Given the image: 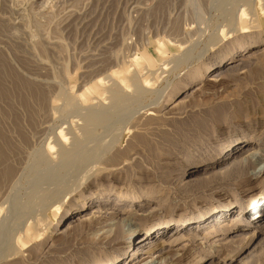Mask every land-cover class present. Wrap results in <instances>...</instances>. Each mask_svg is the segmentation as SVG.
<instances>
[{
    "label": "rangeland",
    "instance_id": "1",
    "mask_svg": "<svg viewBox=\"0 0 264 264\" xmlns=\"http://www.w3.org/2000/svg\"><path fill=\"white\" fill-rule=\"evenodd\" d=\"M0 57L9 90L0 91V170L15 171L0 179V264H51L74 233V264L86 263L87 248L118 256L128 243L112 241L109 228L136 231L134 240L164 218L264 196V149L254 163L216 162L231 142L255 150L264 137V0H0ZM32 88L44 89L42 101ZM120 155L127 162L112 168L107 159ZM118 194L148 197L144 213ZM90 197L96 206L85 209ZM211 225L153 254H176L166 264H264V234L242 254L253 255L231 263L245 231L205 238Z\"/></svg>",
    "mask_w": 264,
    "mask_h": 264
},
{
    "label": "bare ground",
    "instance_id": "2",
    "mask_svg": "<svg viewBox=\"0 0 264 264\" xmlns=\"http://www.w3.org/2000/svg\"><path fill=\"white\" fill-rule=\"evenodd\" d=\"M251 11V10H250ZM245 15V14H244ZM243 15V16H244ZM255 15V14H254ZM259 16L260 17H262V13H260L259 12ZM248 26V25H247ZM246 28V27H245ZM217 36V35H216ZM216 38V37H215ZM219 38V37H218ZM216 40V39H215ZM219 42V41H218ZM39 43V42H38ZM2 57V56H1ZM0 57V58H1ZM242 58V57H241ZM244 58V57H243ZM1 60V59H0ZM2 61H3V59H2ZM241 62V61H240ZM6 63H8V62H6ZM5 63V64H6ZM231 63V62H230ZM229 63V64H230ZM1 65L3 64L4 65V62L3 63H0ZM235 64V63H234ZM0 65V66H1ZM221 65V64H220ZM231 65V64H230ZM232 66H235V65H232ZM237 66V65H236ZM3 66H1V68H2ZM4 67H7V66H4ZM230 67L231 66H229V69H230ZM238 67H239V65H238ZM0 68V72L3 74V71L5 70L4 68H3V70ZM233 68V67H232ZM7 69V68H6ZM10 69V68H9ZM12 69V68H11ZM234 69V68H233ZM2 70V71H1ZM136 71V70H135ZM221 72V71H220ZM7 73V72H6ZM12 73V72H11ZM13 74V73H12ZM5 75V74H4ZM4 75H2V77H4ZM11 75V74H10ZM9 76V75H8ZM12 76V75H11ZM14 77H15V74H14ZM24 77V76H23ZM107 77V76H106ZM139 77H140V75H139ZM219 77V76H218ZM234 77V76H233ZM11 78V77H10ZM19 78V77H18ZM7 79V78H6ZM13 79V78H12ZM11 79V80H12ZM16 79H17V76H16ZM113 79V78H112ZM124 79V78H123ZM135 79H137V78H135ZM232 79V78H231ZM19 80H20V78H19ZM102 81H103V79H101ZM100 79L99 80H97V82H96V84H95V87L94 88H96V90L98 89L97 88V86H102L103 85V82L101 81ZM236 80V79H235ZM18 81V79L15 81V82H17ZM24 81V80H23ZM122 81V80H121ZM138 81V80H137ZM148 81H151V79L149 80L148 79ZM108 82V81H107ZM3 83L4 82H0V91L2 92V93H4L5 95H6V93H8L7 91H9V90H6V87H4V85L6 86V84H4L3 85ZM19 83V82H18ZM29 83H30V81H29ZM28 83V84H29ZM33 83V82H32ZM134 83V82H133ZM148 83V82H147ZM9 84V83H8ZM15 84V83H14ZM21 84H24V82L23 83H21ZM20 84V85H21ZM25 84H27V83H25ZM31 84V83H30ZM29 84V85H30ZM117 84V83H116ZM136 84H138V83H136ZM141 84V83H140ZM17 85V84H16ZM19 85V86H20ZM36 85V84H35ZM35 85H32L33 87L35 86ZM125 85V84H124ZM133 85V84H132ZM131 85V86H132ZM18 86V85H17ZM22 86V85H21ZM139 86H141V85H139ZM222 86V85H221ZM13 87V86H12ZM24 87V86H23ZM22 87V88H23ZM37 86H35V88H36ZM125 87V86H124ZM127 87V86H126ZM135 87V86H134ZM142 87V86H141ZM144 87V86H143ZM140 88V89H145V88ZM8 88V87H7ZM27 88V87H26ZM34 88V89H35ZM38 88H39V86H38ZM41 88V87H40ZM147 88V87H146ZM9 89V88H8ZM14 89V88H13ZM19 89V88H18ZM17 89V90H18ZM20 89H21V87H20ZM28 89V88H27ZM29 89H30V87H29ZM33 89V88H32ZM33 89V91H34V97H36L38 100H39V102L40 101H42L43 100V98H44V93H43V91H44V89H43V91H38V90H34ZM37 89V88H36ZM139 88H137V90H140ZM11 90V89H10ZM41 90V89H40ZM88 90V89H87ZM108 90V89H107ZM122 90V89H121ZM16 91V90H15ZM21 91L23 92V90L21 89ZM98 91V93L99 94H102V92L101 91H99V90H97ZM136 91V90H135ZM148 91V90H147ZM146 91V92H147ZM17 92V91H16ZM21 92V93H22ZM113 92V91H112ZM117 92V91H116ZM139 92V91H138ZM144 92V91H143ZM11 93V92H10ZM20 93V92H19ZM26 93V92H25ZM28 93H30V92H28ZM45 93H46V90H45ZM133 93V92H132ZM141 94V93H140ZM1 95H3V94H1ZM12 95H14V94H12ZM22 96V95H21ZM47 96V95H46ZM71 95H69V97H70ZM144 96V95H143ZM3 97V96H2ZM8 97H10V96H8L7 95V98ZM33 97V98H34ZM119 97V96H118ZM126 97V96H125ZM5 98V97H4ZM15 98V97H14ZM22 98V102L24 103V104H26V105H28L29 103V101H28V98L27 97H25V96H23V97H21ZM103 98V97H102ZM113 98V97H112ZM3 99V98H2ZM105 99V98H104ZM4 100V99H3ZM16 100H18V99H16ZM33 100V99H32ZM31 100V101H32ZM47 100V99H46ZM63 100V99H62ZM69 100H71V99H69ZM79 101V100H78ZM130 101V100H129ZM75 102V101H74ZM125 102V101H124ZM22 103V104H23ZM32 103V102H31ZM42 103V102H41ZM108 103V102H107ZM21 104V103H20ZM101 104V103H100ZM96 105V104H95ZM94 105V106H95ZM123 105V104H122ZM101 106V105H100ZM128 106V105H127ZM23 107H24V105H23ZM36 107V106H35ZM86 107V106H85ZM84 107V108H85ZM3 108V107H2ZM11 108V107H10ZM28 108V107H27ZM26 108V109H27ZM32 108H33V106H32ZM106 108V107H105ZM121 108V107H120ZM120 108H118V109H120ZM51 109V108H50ZM108 109V108H107ZM106 109V110H107ZM5 110V109H4ZM12 110V109H11ZM29 110V109H28ZM37 110V109H36ZM108 110H110V109H108ZM8 110H6V112H7ZM15 112H16V110H15ZM14 112V113H15ZM112 112V111H111ZM114 113V112H113ZM29 114V113H28ZM32 114V113H31ZM111 114V113H110ZM109 114V115H110ZM5 115V114H4ZM30 115V114H29ZM92 115V114H91ZM94 115V114H93ZM11 116V115H10ZM14 116V115H13ZM32 116V115H31ZM98 116V115H97ZM19 117V116H18ZM33 117H35V115L33 116ZM89 117H91L90 115H89ZM103 117V116H102ZM151 117V116H150ZM7 118V117H6ZM88 119V118H87ZM92 119H93V116H92ZM19 120H20V118H19ZM30 120V119H29ZM28 120V121H29ZM33 120V119H32ZM94 120H96V119H94ZM98 121V120H97ZM101 121V120H100ZM14 122H16V121H14ZM23 122V121H22ZM94 122V121H93ZM29 123V122H28ZM38 123V122H37ZM86 123V122H85ZM133 125H135V124H133ZM18 126V125H17ZM31 126V125H30ZM87 126H89V125H87ZM131 126H132V124H131ZM16 127V126H15ZM32 127V126H31ZM22 129V128H21ZM26 129V128H25ZM38 129V128H37ZM16 130H18V129H16ZM42 130V129H41ZM83 130V129H82ZM94 130V129H93ZM8 131V130H7ZM21 131V130H20ZM39 131V130H38ZM67 131V130H66ZM92 131V130H91ZM25 133V132H24ZM69 133V132H68ZM68 133H67V135H68ZM101 133V132H100ZM150 133V132H149ZM262 133V132H261ZM35 134V133H34ZM73 134V133H72ZM139 134V133H138ZM146 134V133H145ZM11 135V134H10ZM22 136V135H21ZM73 136H77V135H73ZM90 136V135H89ZM136 136V135H135ZM263 136V135H262ZM262 136H260V140L258 141H256V144H257V149H255V150H253V148H244V149H241V145H242V142L243 141H241V142H231L228 146H227V148H226V150L224 151V154H222V155H224L223 157H221V158H216V162H223L224 160H226V159H229V160H231V159H238V158H241L242 159V161H243V163L246 161H249V162H253L254 163V157L255 156H259L258 155V150H261V149H264V141H263V138L264 137H262ZM23 137V136H22ZM68 137V136H67ZM103 137V136H102ZM112 137V136H111ZM132 137V136H131ZM25 138V137H24ZM128 138V137H127ZM139 139L140 137L139 136H137L136 138H134V139ZM143 138V137H142ZM131 139V138H130ZM201 139V138H200ZM26 140V139H25ZM69 140V139H68ZM94 140V139H93ZM140 140V139H139ZM143 140V139H142ZM141 140V141H142ZM241 140V139H240ZM78 141H79V139H78ZM77 141V142H78ZM8 142V141H7ZM27 142V141H26ZM82 142V141H81ZM135 142V140L134 141H131V143L129 144V146H127L128 148L130 147V146H139V144L137 143L136 145H133V143ZM140 142V141H139ZM11 143V142H10ZM27 143H29V142H27ZM85 143H87V141L85 142ZM92 143V142H91ZM143 143V142H142ZM8 143H6V137H5V133H3L2 131H1V129H0V158L2 157V158H5V155L8 153V152H6V145H7ZM32 144V143H31ZM82 144H84V143H82ZM98 144V143H97ZM100 144V143H99ZM18 145V144H17ZM16 146V145H15ZM90 146V145H89ZM154 146V145H153ZM8 147L9 148H7V149H10V144L8 145ZM14 147V146H13ZM12 147V148H13ZM100 147V146H99ZM125 147V146H124ZM132 147V148H133ZM15 148V147H14ZM108 148V147H107ZM99 149V148H98ZM147 149V148H146ZM12 150V149H11ZM14 151H16L15 149H13ZM19 150V149H18ZM94 150V149H93ZM92 150V151H93ZM128 150V149H127ZM147 150H149V149H147ZM118 151V150H117ZM102 152V151H101ZM127 152H129V151H127ZM115 153V152H114ZM123 153V152H122ZM122 153H121V155H122ZM10 154V153H9ZM81 154V153H80ZM95 154V153H94ZM127 154V153H126ZM125 154V155H126ZM131 154V153H130ZM118 156V157H116V156H110L107 160L108 161H110L111 162V164L113 165L112 166V168H115V169H120V167L122 166V165H124L126 162H127V159H128V157H129V155H128V157H127V159H123V160H120L119 161V159H122V158H124L123 156ZM124 155V154H123ZM124 155V156H125ZM134 155V154H133ZM89 156V155H88ZM93 156V155H92ZM91 156V157H92ZM136 156V155H135ZM8 157H10V156H8ZM95 157V156H94ZM93 157V158H94ZM1 158V159H2ZM87 158V157H86ZM90 158V157H89ZM131 158H133V156H131ZM256 158H258V157H256ZM0 159V160H1ZM7 159L8 158H6L5 159V161H7ZM77 159V158H76ZM96 159V158H95ZM130 159V158H129ZM87 160H88V158H87ZM98 160V159H97ZM233 160V161H234ZM256 160V159H255ZM1 162H3V159H2V161ZM8 162V161H7ZM93 162V161H92ZM232 162V161H231ZM7 164V163H6ZM240 164V163H239ZM2 165V164H1ZM13 165V164H12ZM106 165H109L108 163L106 164ZM4 166V165H3ZM76 166V165H75ZM74 166V167H75ZM104 168H106V167H104ZM223 168H225V167H223ZM1 169V168H0ZM67 169V168H66ZM196 169V166H191L190 168H188L187 169V171L185 172V174H189V173H191V172H193L194 170ZM14 170V169H13ZM13 170H12V168L8 165L3 171H1V174H0V179L1 180H3V179H6V178H8L9 176H10V174H12V173H14L13 172ZM68 172V171H67ZM71 172V171H70ZM110 172V171H109ZM113 173V172H112ZM72 174V173H71ZM108 174V173H107ZM183 174V173H182ZM15 176V175H14ZM76 176V175H75ZM79 176V175H78ZM100 177V176H99ZM80 179H81V177H80ZM4 181V180H3ZM2 181V182H3ZM8 181V180H7ZM74 181V180H73ZM79 182V181H78ZM68 183V182H67ZM122 183V182H121ZM77 185V184H76ZM59 186H60V184H59ZM1 187H3V186H1ZM59 190V189H58ZM148 194V193H147ZM263 194H264V192H263ZM43 196V195H42ZM41 198V197H40ZM118 198H119V200H123V201H127V202H129V203H133L134 204V206H136V207H138L139 209L134 213V214H137V216L139 215V216H141L144 212L143 211H145L144 210V207L143 206H145V204L146 203H148V202H145L146 200H149V198L148 197H145V196H125L124 198H123V196L122 195H120V194H118ZM164 199V198H163ZM86 200H88V202H86ZM86 200H84V202L86 203L85 205L86 206H84L85 207V209L86 208H88V207H94V206H96V205H93V201H95L93 198H87ZM104 200H110V199H103V201ZM39 201H41L40 199H39ZM102 201V200H101ZM100 201V203H99V205L100 204H103V203H105V202H101ZM89 203V204H88ZM40 204V203H39ZM98 205V206H99ZM238 206H235V205H233L232 203H228V204H226V205H222V206H220L219 208H217V209H212V210H209V211H203V212H200V213H195V214H193L192 213V215L191 216H188V217H186L185 219H183L182 217H180V218H178V219H170V218H164V219H162V220H159L158 222H156V223H153V225H151L148 229H147V232H146V234H144V235H142V236H140V237H138V238H136V239H134V240H132V238H133V236H135L137 233H136V231H133L134 233H132V234H130V233H124V235H118L117 234V232H115L114 230H115V228H114V230H111L109 227V232H112V233H110V235H109V237H112L113 239H112V241H114V239L116 240V238H117V241L115 242V243H128V246L126 247V248H124L122 251H120V255H118L117 256V254H119V252L117 253V251H114V253L113 254H111L109 257L108 256H99V257H96V255H98L99 254V252H96V251H92V250H90L89 248H87V249H85L84 250V253H86V254H83V255H85L86 257L85 258H87V261H86V263L85 264H119L120 262H124L123 264H166V262H168V261H170L171 259H172V257L175 255L176 256V254H172V253H168L166 256H163L165 253L163 252H161V253H159V254H153L154 253V251H156L157 249H161L162 251L165 249V248H167L168 250H166V252L167 251H169V250H171L172 249V247L174 246V245H176V244H178V243H180L181 241H188L187 243H192V242H194L195 241V239H196V236H197V233H194L195 231H194V229L195 228H197V227H203L204 225H206V224H211L212 223V225H211V227H210V229H208V232H204L205 234H203V236L206 238L207 237V234L206 233H209V234H213V233H216L217 231H220V230H223L225 233H230V232H233V231H236V230H243V231H245V233H243V235L245 234L246 235V237H247V241L245 242V243H243L242 245H241V247L239 248V250L237 251V252H234V253H232V254H230V253H228L229 255H228V257H225V258H227V260H229L231 263H233V262H235V261H238V262H242L244 259H246L248 256H249V254H252V253H249V254H245L244 256H242V254L244 253V252H246V250L248 249V247L250 246V244H252L255 240H256V238L258 237V236H260V235H263L264 234V210L262 209V208H264V196L261 198V196H257V197H255L253 200H251V201H249V202H247V203H245L244 201H240V202H238V204H237ZM258 207V208H260L259 210H257L256 212H254L253 214H251V215H249V216H245V215H247V212L249 211V210H252V209H254L255 207ZM83 207V208H84ZM120 208V207H119ZM235 208H236V210H235ZM77 209V208H76ZM233 209L236 211V214L235 215H233V216H230V213L233 211ZM38 210V209H37ZM111 210V209H110ZM96 211H97V213L98 212H103L102 211V209L101 208H98V210L96 209ZM140 211H142V212H140ZM95 212V211H94ZM111 212H113V214H115V215H121L122 214V212H124V210L123 209H117V210H113V211H111ZM102 214V213H101ZM98 215H99V213H98ZM64 217V216H63ZM80 219V218H79ZM242 220H245V221H242ZM61 221V220H60ZM117 221V220H116ZM111 222V221H110ZM25 223V222H24ZM70 223H71V221H70ZM72 223H73V221H72ZM71 223V224H72ZM75 223V222H74ZM40 223L38 222V223H36V225H35V229H36V227L39 225ZM69 224V223H68ZM97 224V223H96ZM46 225H47V223H46ZM49 225V224H48ZM75 225V224H74ZM108 225V224H107ZM190 225V226H189ZM32 226V225H31ZM108 226H110V224L108 225ZM54 227V226H53ZM102 227V226H101ZM104 227V226H103ZM112 227V226H111ZM32 228V227H31ZM113 228V227H112ZM40 229V228H39ZM101 229V228H100ZM118 229V228H117ZM167 229L169 230L170 229V231H167ZM90 230V229H89ZM97 230H99V229H97ZM248 230V231H247ZM27 231V230H26ZM31 231V230H30ZM36 231H37V229H36ZM41 231V230H40ZM63 231V230H62ZM104 231V230H103ZM71 232H73V230L71 231ZM79 232V231H78ZM83 231H82V229L80 230V233H82ZM108 232V233H109ZM125 232V231H124ZM79 233V234H80ZM107 233V234H108ZM115 233V234H114ZM30 233H29V230L26 232V236L28 237V235H29ZM62 234H64L63 232H62ZM67 234V233H66ZM78 235L77 233H74L73 234V239H74V235ZM101 234V233H100ZM102 234H103V232H102ZM123 234V233H122ZM71 235V234H70ZM103 235H105V234H103ZM22 236V235H21ZM63 236V235H62ZM68 236V235H67ZM97 236V235H96ZM106 237H108L107 235H105ZM25 237V236H24ZM65 237H66V235H65ZM71 237V236H70ZM76 237V236H75ZM240 237V236H239ZM29 238V237H28ZM67 238H69V236L67 237ZM72 238L71 239H69L68 241L66 240V239H64L63 241H65L66 240V242H63V244L62 245H54L55 247L53 248V256H54V258L52 259L53 261L51 262V264H74V260H75V257L77 256V255H75L76 253L74 252H72L73 250H72V248L74 247V240H72ZM241 238V237H240ZM33 239V238H32ZM127 239H128V241H127ZM13 240V239H12ZM17 241H19V242H21V240L20 239H18ZM23 241V240H22ZM29 241V240H28ZM111 241V240H110ZM228 241V240H227ZM13 242L14 241H12V244H13ZM62 242H60V243H62ZM15 243V242H14ZM25 243V242H24ZM187 243H185V244H183L182 246H186V244ZM108 244V243H107ZM241 244V243H240ZM188 245V244H187ZM12 246V245H11ZM14 246V245H13ZM12 246V247H13ZM102 246V245H101ZM253 246V245H252ZM11 247V248H12ZM15 247V246H14ZM103 247V246H102ZM101 247V248H102ZM255 247V246H254ZM10 248V247H9ZM48 248H49V246H48ZM101 248H99L100 250H102ZM180 248V247H179ZM251 248V247H250ZM254 249H256V248H254ZM253 249V250H254ZM1 250V249H0ZM4 250V249H3ZM11 250V249H10ZM14 250V249H13ZM99 250V251H100ZM176 250V249H175ZM184 250V249H183ZM237 250V249H236ZM5 251V250H4ZM159 251V250H158ZM173 251V250H172ZM172 251H170V252H172ZM177 251V250H176ZM2 252V251H1ZM0 252V253H1ZM46 252V251H45ZM174 252V251H173ZM249 252V251H248ZM4 253V252H3ZM13 253V252H12ZM176 253V252H175ZM178 253H179V251H178ZM177 253V254H178ZM218 253V252H217ZM26 254V253H25ZM28 254V253H27ZM172 254V255H171ZM219 254V253H218ZM100 255V254H99ZM253 255V254H252ZM81 256V255H80ZM210 256V255H209ZM3 257H5L4 256V254H3ZM213 258H214V260L217 262V261H219V260H221L222 258H220L217 254L216 255H213L212 256ZM14 258V257H13ZM149 258L151 259V260H149ZM176 258V257H175ZM224 258V259H225ZM249 258V257H248ZM30 259V258H29ZM33 260H35V259H33ZM148 260L150 261V262H148ZM200 260V259H199ZM196 261L195 263H193V264H202L203 262H200V261ZM213 260V261H214ZM18 261H20V259L18 260ZM82 261H84V260H82ZM126 261H128V263H126ZM173 261V260H172ZM171 261V262H172ZM29 262V261H28ZM31 262V261H30ZM134 262V263H133ZM143 262H145V263H143ZM223 262H224V260H223ZM227 262V261H226ZM14 263V262H13ZM37 263V262H36ZM225 263V262H224ZM23 264V263H22Z\"/></svg>",
    "mask_w": 264,
    "mask_h": 264
}]
</instances>
